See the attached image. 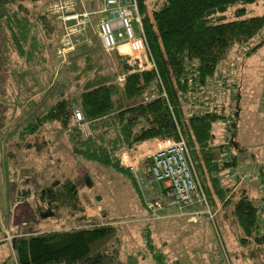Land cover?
<instances>
[{
    "label": "trees",
    "instance_id": "1",
    "mask_svg": "<svg viewBox=\"0 0 264 264\" xmlns=\"http://www.w3.org/2000/svg\"><path fill=\"white\" fill-rule=\"evenodd\" d=\"M47 1L0 0V93L16 78L25 81L31 70H48L52 57L48 51L57 56L62 42L54 40L55 32L64 30V23L58 14H50ZM126 1L136 3L141 28L135 22L134 29L143 36L154 67L136 71L131 57L116 54L118 70L114 75L87 80L74 93L59 90L44 111L18 127L17 139H8L6 148H34L38 145L34 138L47 125H57L73 155L127 177L150 219L158 220L152 217L148 199L143 198L138 166H126L121 153L125 150L132 156L139 155L143 151L138 152L137 147L157 137L183 138L208 205L216 211L213 222L217 230L235 226L241 243L264 244V194L254 199L243 188L236 190L235 182L225 180L239 157L255 156L253 150L237 142L242 84L241 79L230 81L236 61L228 60L230 55L243 53L246 58L260 50L264 55V0ZM75 6L80 7L77 11L91 12L100 10L103 4L99 0H77ZM101 17L100 13L91 15L86 29L94 24L97 40ZM245 66L244 61L239 65L242 69ZM262 67L264 80V62ZM118 76H123V81ZM49 86L50 81L45 89L41 87L44 93ZM17 88L25 89L21 84ZM75 110L82 115L79 122L74 120ZM221 120L225 121L224 139L214 147L212 130ZM4 123L0 115V129ZM83 123L88 125V134L81 129ZM231 149H236L235 153H226ZM143 162L148 175L149 165ZM263 165L257 169V184L264 190ZM28 193L21 189L15 196L16 204ZM29 218L38 227H45L24 229L12 236V264H105L107 254L100 245L118 229L110 221L100 224L97 217L85 214L77 183L69 178L55 180L42 189ZM61 220L70 226L51 225ZM150 224L143 227L150 264H177L156 254ZM112 259L111 264L115 257Z\"/></svg>",
    "mask_w": 264,
    "mask_h": 264
},
{
    "label": "rangeland",
    "instance_id": "2",
    "mask_svg": "<svg viewBox=\"0 0 264 264\" xmlns=\"http://www.w3.org/2000/svg\"><path fill=\"white\" fill-rule=\"evenodd\" d=\"M74 1L76 3L77 0ZM47 2L50 14H58L51 10L56 0ZM78 9L80 7L75 6V10ZM87 25L82 33L70 35L73 44L71 53L59 57L58 53L54 56L48 51L49 57L52 56L48 62L50 69L43 72L31 70L25 75V81L16 78L9 83L10 86H6L4 92L0 93V115L5 122L0 129V222L4 227L0 239L10 243L12 236L21 230L44 228L45 225L40 224L38 227L29 218L30 214H34L39 193L51 186L55 180L62 182L69 178L77 183L85 214L90 218L97 217L100 224L110 221L118 227L116 232L100 245V249L107 254V257H104L105 264H111L112 257H115L113 264H150L152 260L143 235L146 232L143 227H146L147 222H151L149 226L151 231H154L152 242L156 254H162L171 262L208 264L218 261L221 256H226L232 264H264V244L241 243L235 226L222 227L221 231H218L213 219L208 217L197 223H190L183 218L184 216H166L171 211L179 213L194 209V206L179 209L177 206L169 205L168 198L163 195L161 184L158 182L145 183L141 189L144 199L159 197L164 203L161 209L162 217L154 219L155 221L150 219L128 178L108 166L73 155L57 125H47L42 133L34 138L38 144L34 148L19 149L11 146L7 149L6 141L17 139L18 127H22L44 111L47 103L49 104L59 90L77 92L87 80L105 79L118 70L115 61V55L118 53L104 51L99 46L94 24L86 30ZM64 34L63 29L57 30L54 40L56 38L60 39V42L65 41ZM121 50L128 51V46L121 47ZM125 55L134 60L135 55ZM244 57L243 53L237 56L230 55L228 61H236L234 75L230 81L237 78L236 81L241 79L242 84L240 85L242 112L239 116L240 130L237 142L253 150L255 156L253 159L246 156L238 158L233 170L244 173V178H235L228 171L225 180L235 182L236 190L243 188L250 197L259 199L264 194L263 186L257 184L260 178L257 174L258 166L264 164V112L259 109V101L264 91L262 79L264 55L260 50L255 55ZM243 61L246 64L244 69L239 67ZM232 64L230 63V66ZM48 81L51 86L46 89L48 93H44L41 87L45 89ZM18 84L25 89L18 90ZM224 124L225 121L221 120L214 125L211 139L214 147H217L222 138L224 139ZM136 150L143 151L139 155H131L135 157L138 166L136 174L146 179L148 175H145L142 160L151 150L150 143L144 142ZM235 151L236 149H231L226 153ZM224 156L223 151L221 157ZM21 189L23 191L27 189L29 193L21 197V201L16 204L14 199ZM213 212L215 216L216 211ZM51 225L55 228L70 226L66 220ZM7 247L9 246L6 248L0 246L4 256L6 252H9L10 256L11 252ZM0 264H3L1 260Z\"/></svg>",
    "mask_w": 264,
    "mask_h": 264
},
{
    "label": "built area",
    "instance_id": "3",
    "mask_svg": "<svg viewBox=\"0 0 264 264\" xmlns=\"http://www.w3.org/2000/svg\"><path fill=\"white\" fill-rule=\"evenodd\" d=\"M103 6L98 11H76L74 0H57L52 5V11L57 12L64 23L65 41L58 47L59 56H64L73 49L71 36L74 33H82L89 23V17L100 13L102 17L97 26L98 40L101 48L106 52H117L120 55L133 54L134 70H145L154 67V62L148 51L143 36L136 33L134 23L137 22L141 28L135 2L126 0H99ZM71 22V23H70ZM128 46V51L121 50V47ZM123 76L118 80L123 81ZM74 120L79 122L82 115L78 110L74 112ZM81 129L88 134L89 128L86 123ZM151 150L144 156V165H149L150 172L146 179L138 177L143 185L148 182L161 184L163 195L168 198L169 205L177 206L179 209L187 206L199 205L186 211H180L179 216H184L190 223H197L204 217L214 218V212L210 209L206 196L201 188L192 162L189 151L183 138L173 139L170 137H157L151 143ZM122 162L132 169H136L135 157L127 151L121 153ZM148 161H145V160ZM233 177L243 178L244 173L235 169L231 172ZM148 178V179H147ZM147 180V181H146ZM163 200L156 197L148 200L147 206L153 218L162 217L161 209ZM174 264V263H169ZM211 264H231L224 256L219 262Z\"/></svg>",
    "mask_w": 264,
    "mask_h": 264
},
{
    "label": "crops",
    "instance_id": "4",
    "mask_svg": "<svg viewBox=\"0 0 264 264\" xmlns=\"http://www.w3.org/2000/svg\"><path fill=\"white\" fill-rule=\"evenodd\" d=\"M259 109L261 110V111H263L264 112V91H263V93H262V98H260V101H259ZM151 147V146H150ZM174 207V206H173ZM175 208V207H174ZM178 215V213L176 212V213H172V211L169 213V214H166V216H177ZM4 232V227L2 226V224L0 223V235L2 234ZM3 240V241H2ZM0 241H2L3 243H1L0 244V246H4L5 248H6V246H9V247H7V249H9L10 250V252H11V254H12V251H11V247H10V244L9 243H7V242H5V240L4 239H0ZM1 249V248H0ZM8 253L9 252H6V255L4 256L3 255V252H2V250L0 251V254L2 255V257L0 258V260H1V262L3 263V264H12V262H11V259H10V256L8 255ZM10 254V255H11ZM7 255L9 256V257H7ZM12 256V255H11Z\"/></svg>",
    "mask_w": 264,
    "mask_h": 264
}]
</instances>
